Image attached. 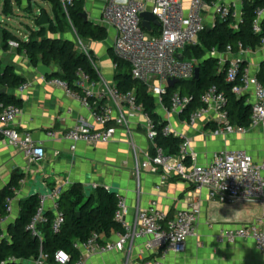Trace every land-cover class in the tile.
Masks as SVG:
<instances>
[{
  "label": "built area",
  "instance_id": "built-area-1",
  "mask_svg": "<svg viewBox=\"0 0 264 264\" xmlns=\"http://www.w3.org/2000/svg\"><path fill=\"white\" fill-rule=\"evenodd\" d=\"M76 1L80 0H60L63 11L67 13L68 8ZM224 1L209 3L206 0H189L188 7L185 8L182 0H105L98 23L106 29L114 30L111 47L113 55L129 64L131 77L146 86L147 91L154 97L156 106L161 107L168 115L185 116L187 125L191 127L201 122H212L226 133L245 132L251 128L264 129V85L257 74L250 73L243 65L242 56L249 50L243 49L241 43H237L236 53L231 46H227L223 52L212 47L207 54L216 56L220 66L227 63L225 80L232 84L231 92L237 97H246V102L250 105V121L247 128L230 124L225 108L227 98L213 84L201 94L200 105L191 111H187V108L192 99L178 91L170 96L168 108L162 105V96L169 88V80H177L178 83L195 77L194 71L198 67V61L184 56L183 52L186 48L196 46L199 43L198 35L213 24H207L205 11L212 8L213 14L219 20L227 17L230 7ZM145 11L151 12L159 22L158 27L152 26L151 32L142 27L140 15ZM263 16L264 4L255 9V32L260 31ZM8 45L12 48L18 46L15 41H10ZM261 46H264V38L261 40ZM83 52L93 63L87 49H83ZM177 54H181L183 59H178ZM39 79L62 87L68 96L89 110L95 125L100 127L93 129L76 122L62 133L46 131L50 139L70 141L71 151L75 150L78 142L97 144L110 141L117 127L128 130L130 117L134 113H140V125L154 151L152 154L148 153L141 162L135 157L137 177L141 170H148L160 173L164 179L178 177L197 190L206 191L211 201L259 202L264 206V155L256 160L245 150H227L214 152L209 161L199 163L188 139L181 141L177 154H168L155 144L158 136L157 122L137 102L135 91H122L115 85L97 89L98 81L80 68L76 71L74 82L77 91H73L66 81L57 77L39 75ZM28 87L29 83L23 82L15 92L20 95ZM20 114L21 108L17 105L0 109V139L4 144L21 150L30 162L37 163L44 158V149L40 143L33 141L29 132L16 128L15 120ZM171 125L170 122L165 124L161 130L162 135L172 134L181 138ZM65 185L67 183H58L48 192L37 194L38 204L26 229L39 240L40 249L43 242L40 227L49 223L51 231L59 233L65 222L59 203ZM96 186L92 184V189ZM10 190L14 196L5 200L6 214L0 215L1 229L10 217L11 203L19 192L13 186ZM115 197L113 218L119 225V229L114 231L116 239L110 240L94 232L86 240H76L72 243L73 249L79 252L77 258L72 260L70 253L60 249L53 253L52 264H85V256L88 254L124 252L127 244L131 245L135 239L140 238H146V250L159 251L163 258L169 252H183L187 239L197 236L200 209L195 201L187 200L184 208L177 210L172 216H168L152 201L145 209L137 208L132 217L128 218L129 209L125 198L118 193H115ZM47 203L50 204L49 209ZM47 211L51 212V218L47 216ZM215 239L220 244L249 239L256 249L264 254V211L262 215L237 227L220 228ZM48 259V255L40 253L39 257L31 262L48 264Z\"/></svg>",
  "mask_w": 264,
  "mask_h": 264
},
{
  "label": "crops",
  "instance_id": "crops-1",
  "mask_svg": "<svg viewBox=\"0 0 264 264\" xmlns=\"http://www.w3.org/2000/svg\"><path fill=\"white\" fill-rule=\"evenodd\" d=\"M9 1L12 15H5L1 8L3 1L0 0L1 27L13 34L4 21L11 19L13 15L21 18L30 14L35 23L32 14L36 16L38 8L34 11L32 5L36 4V0ZM217 1L211 0V2ZM243 1L225 0L224 2L239 19ZM182 2L187 8L189 0ZM104 3L105 0H83L84 11L90 21L99 22ZM215 19L212 8L205 11L207 24H212ZM37 30L36 23L34 28L26 25L25 31H21L24 37L20 39L26 41L30 31ZM108 31L110 34L103 41L87 43L88 52L93 58V65L99 76L97 89L115 85V64L111 48L115 32L113 29H107ZM46 35L72 40L67 30H61L56 34L47 32ZM242 58L243 65L250 73L257 74L264 65V46L248 51ZM0 60L4 65L13 66L15 72L29 83V87L20 95L15 92L16 88L13 90L21 100V114L15 120V126L19 131L29 132L33 141L40 143L45 152L41 161L30 162L21 150L4 144L0 139V189L8 184L13 172L23 174L18 195L11 203L10 221H14L18 216L20 199L32 194L48 192L58 183H67L65 189L72 184H80L86 193L91 192L92 184L106 187L125 198L129 209L128 218L132 217L137 208L145 209L152 201L157 203L160 210L172 216L177 210L184 208L187 200H192L200 209L197 236L187 239L183 252H169L162 258L159 251L146 250L144 245L146 238H140L135 239L131 245L127 244L124 252L88 254L85 256V264H264V254L256 249L251 240L238 239L233 243L220 244L215 239L220 228L237 227L262 215L264 211L262 204L211 201L206 191H199L178 177L164 179L160 173H152L148 170H141L137 177L135 157L138 162L145 160L152 146L140 125L142 122L140 113H134L130 117L128 130L117 127L110 141L97 144L78 142L75 150L71 151L70 141L50 139L46 131L54 130L62 133L76 122L93 129H100L95 125L89 110L68 96L62 87L41 81L25 53L9 45L5 46L1 36ZM49 67L58 70L53 65ZM155 113L157 120L172 124L174 130L181 135V140H189L199 163L209 161L214 152L227 150H245L256 160L264 155L262 128L226 133L212 122H201L191 127L187 125L185 116L168 115L158 106ZM46 206L49 209L50 204L47 203ZM108 238L116 239L114 231Z\"/></svg>",
  "mask_w": 264,
  "mask_h": 264
},
{
  "label": "trees",
  "instance_id": "trees-1",
  "mask_svg": "<svg viewBox=\"0 0 264 264\" xmlns=\"http://www.w3.org/2000/svg\"><path fill=\"white\" fill-rule=\"evenodd\" d=\"M2 1V13L11 14L10 1ZM47 1L51 5L52 16L47 15L49 20L46 24H38L42 12L37 14L34 20L38 30L30 31L26 41L0 26L2 43L8 46L10 41H15L18 44L16 49L25 53L30 65L34 68L40 64L57 67L58 70L49 77H57L66 81L73 91L78 90L74 82L76 71L79 68L98 81L97 69L83 51L76 49L71 39L48 37L46 34L47 32L56 34L63 31V20L66 19L80 39L103 41L108 35L106 27L83 19L81 16V13L84 12L83 0L76 1L68 8L67 13L63 11L60 0ZM206 2L210 3L211 0H206ZM263 4L264 0H244L239 19L235 17L230 8L225 19L216 18L210 27H206L198 35L199 43L186 48L183 52L184 56L195 58L198 61V77L181 80L172 88H168L162 96L164 107L170 106V96L178 91L181 95L192 99L187 108V111H191L200 105L201 94L213 84L227 98L225 108L228 111L230 124L243 128L249 126L250 105L246 102L245 96L237 97L231 92L232 84L225 80L227 63L220 66L217 57L208 55L207 52L212 47L223 52L227 46H231L233 52L236 53L238 51L237 43H241L242 48L249 51L261 46V40L264 38V20L260 21L259 32L253 30V21L255 9ZM112 57L115 64V86L122 91H135L137 102L157 122L158 136L155 139V144L168 154H177L182 140L172 134L162 135L161 130L166 123L155 118L156 102L154 97L147 91L144 84L131 77L130 66L127 62L116 58L113 53ZM257 77L264 85V65L257 73ZM23 82H25L24 77L17 74L13 66L4 65L0 60V109L9 105L20 107L21 100L13 90ZM153 151L154 148L151 146L150 153L152 154ZM22 178V173L13 172L8 184L0 189V215L6 214V198L14 196L10 188L13 186L19 190ZM59 203L65 216V222L59 233H53L49 223L40 227L43 234L42 248L40 249L39 240L26 229L38 204L37 195L20 199L18 216L5 230L0 228V264L2 262L4 264H24V262L37 259L40 253L48 255V262L51 263L53 253L60 249L70 253L74 260L79 255V252L72 247L74 241H84L94 232L110 237L113 231L119 229V225L113 218L116 208L115 193L102 186L97 185L91 192L86 193L80 184H72L61 193ZM46 214L48 217H52L50 211H47ZM11 258L15 260H9Z\"/></svg>",
  "mask_w": 264,
  "mask_h": 264
},
{
  "label": "rangeland",
  "instance_id": "rangeland-1",
  "mask_svg": "<svg viewBox=\"0 0 264 264\" xmlns=\"http://www.w3.org/2000/svg\"><path fill=\"white\" fill-rule=\"evenodd\" d=\"M37 8H38L37 14H39L40 12L46 13L48 16H50L52 14L50 4L47 1L36 0V4L32 5V10L37 11ZM29 10L30 9H28V11ZM26 15H27V17L25 16V17H21V18H20V16L17 17L16 15H13V17L11 19L4 20L8 24V27L12 31V33L21 39L24 37L23 32L25 31L26 25H30L32 28L35 27V23H34V21H32L31 15L30 14H26ZM32 16L35 17L34 14H32ZM63 22H64L63 23V29L67 30V33H69V35L71 36L72 41L74 42L76 49L78 51H83V49H87V47H88L87 43L89 41H92V40L80 39L76 35V32L74 31L70 22L67 21L66 19L63 20ZM21 31H23V32H21ZM108 34H110V31H108ZM87 51H88V49H87Z\"/></svg>",
  "mask_w": 264,
  "mask_h": 264
},
{
  "label": "water",
  "instance_id": "water-1",
  "mask_svg": "<svg viewBox=\"0 0 264 264\" xmlns=\"http://www.w3.org/2000/svg\"><path fill=\"white\" fill-rule=\"evenodd\" d=\"M81 16L83 17L84 20H89L85 11L83 13H81ZM140 17L142 18V27L149 32H151L152 26H156V27L159 26V22L157 21L155 16L149 11L142 12ZM48 20H49V17L47 16V14L42 13L41 18L38 21V24L44 25L48 22ZM177 58L180 60L183 59L181 54H177ZM35 70L37 71V73L39 75H43V76H47V77L51 76V74L53 72H55V70H52L49 66L42 65V64L36 66ZM198 74H199V68L196 67L195 71H194V76L198 77ZM176 83H177V80H169L167 82L169 88H172ZM3 91H5V89H3ZM109 191L112 193H115L112 190H109ZM32 195H34V194H32ZM32 195H30V196H32ZM11 222H13V221H10V218H9L8 221L2 226V229L5 230ZM24 264H32V262L27 261V262H24Z\"/></svg>",
  "mask_w": 264,
  "mask_h": 264
}]
</instances>
